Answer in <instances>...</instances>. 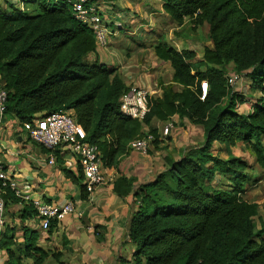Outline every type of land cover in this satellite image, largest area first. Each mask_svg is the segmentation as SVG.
I'll return each mask as SVG.
<instances>
[{
	"label": "trees",
	"instance_id": "obj_1",
	"mask_svg": "<svg viewBox=\"0 0 264 264\" xmlns=\"http://www.w3.org/2000/svg\"><path fill=\"white\" fill-rule=\"evenodd\" d=\"M164 13L177 25L192 29L208 25L211 45L202 58L191 49L167 44L154 47L155 56L169 62L171 82L159 81L160 96L149 97L142 119L121 113L120 97L131 88L114 68L99 63L91 29L76 20L63 0H4L0 6V83L7 92L5 112L20 123L41 113L68 109L102 155L104 167L117 163L130 150L128 143L152 135L154 121L177 115L203 129V142L134 188V178L119 175L113 189L119 196L133 190L136 207L128 236L134 264H264V220L258 204L243 196L248 163L234 155L213 154L215 142L233 147L244 143L264 171V0H160ZM111 29V27H110ZM112 30V29H111ZM94 53L93 62L87 55ZM249 78L251 100L227 84L226 65ZM208 91L203 99L200 83ZM173 85H178L175 88ZM250 102L247 112L237 103ZM227 176L228 188L217 186ZM82 198L86 197L84 185ZM1 190L5 201L11 193ZM259 218V226L255 220ZM52 224V222H51ZM50 224V225H51ZM6 233V264H20ZM41 264L45 252L30 245Z\"/></svg>",
	"mask_w": 264,
	"mask_h": 264
},
{
	"label": "crops",
	"instance_id": "obj_2",
	"mask_svg": "<svg viewBox=\"0 0 264 264\" xmlns=\"http://www.w3.org/2000/svg\"><path fill=\"white\" fill-rule=\"evenodd\" d=\"M11 1L15 3L17 0ZM94 1L99 4L102 19L109 21L111 29L116 27L118 33L121 28L119 16L131 15L128 23H137V14H133L137 11L134 0ZM156 1L163 13L161 1ZM3 4L4 0H0V6ZM137 25L138 28H146V25ZM123 28L127 29L126 26ZM107 48L98 49L97 52L107 57ZM201 58L202 53L196 52L195 60ZM122 80L130 88L138 86L135 83L132 85L128 79ZM244 82L246 84V78ZM244 82L230 88L237 93H244ZM147 92L154 97L161 95L159 87L155 90L147 89ZM243 105L241 108L245 109ZM171 120L186 125L188 136H183L179 127H174L167 138L163 136L162 130H158L156 145L152 148L149 145L146 153L130 149L115 165L103 167L109 181L86 191V197L82 198L83 173L77 157L64 147L57 148L52 153L55 161L49 164L50 152L29 139L26 121L20 123L12 112H5L0 118V163L9 177L30 199L39 198L55 205L70 200L74 204L72 212L53 220L49 229L43 230L30 200L16 196L13 191L6 196L1 237L4 233L14 237L15 244L11 249L19 256V263L35 264L39 255L32 253V245L45 252L41 264H134V245L128 236L130 216L136 207L133 190L125 196H119L113 189V183L119 175L132 177L135 188L138 184L152 180L166 167V155L172 152L174 155L176 152L173 158L177 159L188 149L203 142L202 127L190 123L186 118L174 115L166 121L156 122L155 126ZM7 261V248L0 247V264H6Z\"/></svg>",
	"mask_w": 264,
	"mask_h": 264
},
{
	"label": "rangeland",
	"instance_id": "obj_3",
	"mask_svg": "<svg viewBox=\"0 0 264 264\" xmlns=\"http://www.w3.org/2000/svg\"><path fill=\"white\" fill-rule=\"evenodd\" d=\"M105 1L107 2V0ZM156 2V0H134V4L137 6V11L133 13L134 15L137 14L136 21L138 24L146 25V28H138L137 23H128V18H130L131 15H127L126 17L119 16L121 28L118 30L120 33L117 32L116 27H112L107 38L108 43L105 48L109 47L108 56L106 57L102 53L99 54L97 52V60L99 63L107 65L108 68H114L121 79H128L132 81V85L134 83L138 85L136 87L131 86V89L142 88L145 90H155L159 87V81L166 84L170 83L172 68L169 62L162 61L155 56L154 47L156 45L167 44L177 49H193L199 54L202 53L204 45H211L209 29L206 23H203L196 29H192L188 22H185L183 25H177L164 12L161 13ZM91 3L97 6V10L100 13L99 4L95 3L94 0H91ZM102 20L105 25L110 28L109 21L105 20V18ZM116 25L117 23H115V26ZM125 26L127 29L123 28ZM95 58L96 55L94 53L87 55L88 61L93 62ZM233 69L231 64L226 65L227 73L232 72ZM246 79V84L243 81L244 87H246L244 95L250 99L254 96H252L249 90V78ZM243 82L241 83L243 84ZM173 86L175 88L179 87L178 85ZM238 86H240V83H237V87ZM252 99L253 98H251V100ZM249 103L250 102L242 103L246 110H249ZM239 109L241 111L245 110L241 108V106ZM156 122L158 121H154L153 124L155 125ZM164 124L172 125L168 136L171 134L174 127H179L178 130L183 136H188L189 134L187 126L181 122L179 123L177 120L176 122L172 120L165 123L160 122L158 126H156L157 130L161 131ZM262 142L264 144V136L262 137ZM154 145L153 143L150 144L151 148ZM129 151L130 150L124 152L123 155ZM212 152L223 159L228 158L230 155H234L248 163L244 171L249 175V180L245 183V192L243 196L246 200L258 204L259 217L264 220V171L255 162L254 156L251 155L248 147L242 142H237L233 147H226L217 141L214 143ZM172 153H169L168 156L173 157L177 154L176 152L174 155ZM219 176L215 184L223 188H228L231 183L228 178H226L227 176ZM255 220L259 226V218L255 217Z\"/></svg>",
	"mask_w": 264,
	"mask_h": 264
},
{
	"label": "built area",
	"instance_id": "obj_4",
	"mask_svg": "<svg viewBox=\"0 0 264 264\" xmlns=\"http://www.w3.org/2000/svg\"><path fill=\"white\" fill-rule=\"evenodd\" d=\"M63 1L70 6L75 19L86 24L91 29L97 49L105 48L108 43L107 38L111 29L103 22L97 10V6L93 5L91 0ZM226 78L227 84L230 87L244 81V76L234 71L228 72ZM200 89V98L203 99L208 91V84L206 81H201ZM6 97L7 92L0 83V118L4 114ZM149 97L150 94L147 90L142 88H132L124 92L120 97L121 113L133 119H142L150 108ZM241 104L242 103H237L236 108H239ZM25 123L26 133L29 139L50 152L47 161L49 164L54 163L55 158L52 153L57 148L64 147L77 157L82 169L83 185L86 191H91L95 187L109 181L108 177L103 172L102 155L98 146L84 138L85 133L76 122L71 110L59 109L43 116L35 114L32 119ZM171 126V124H166L163 127V136L168 135ZM151 139L152 135L135 138L128 143V146L134 151L146 153ZM5 187L12 190L16 196L24 198L25 200H30L36 218L43 230H48L53 220L72 212L74 209V204L70 200L62 205H55L39 198L30 199L27 193L18 189L7 174L3 164L0 163V193ZM3 210L4 203L0 197V238L4 226Z\"/></svg>",
	"mask_w": 264,
	"mask_h": 264
}]
</instances>
